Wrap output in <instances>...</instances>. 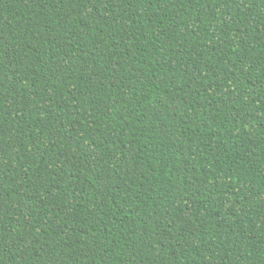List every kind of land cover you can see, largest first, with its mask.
I'll return each instance as SVG.
<instances>
[{"label": "trees", "instance_id": "16d2710c", "mask_svg": "<svg viewBox=\"0 0 264 264\" xmlns=\"http://www.w3.org/2000/svg\"><path fill=\"white\" fill-rule=\"evenodd\" d=\"M0 264H264V0H0Z\"/></svg>", "mask_w": 264, "mask_h": 264}]
</instances>
